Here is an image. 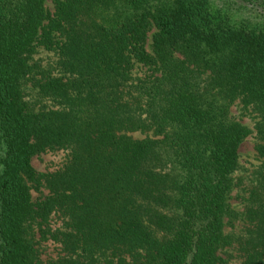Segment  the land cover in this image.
Segmentation results:
<instances>
[{"label": "trees", "instance_id": "obj_1", "mask_svg": "<svg viewBox=\"0 0 264 264\" xmlns=\"http://www.w3.org/2000/svg\"><path fill=\"white\" fill-rule=\"evenodd\" d=\"M233 252L264 264V0H0V264Z\"/></svg>", "mask_w": 264, "mask_h": 264}, {"label": "rangeland", "instance_id": "obj_2", "mask_svg": "<svg viewBox=\"0 0 264 264\" xmlns=\"http://www.w3.org/2000/svg\"><path fill=\"white\" fill-rule=\"evenodd\" d=\"M214 3H219V0H212ZM150 33V32H149ZM34 57L39 58L42 62L46 60H51L53 58V54H51V51L42 50L39 48L37 52L33 54ZM232 111L236 112V109L234 106H232ZM242 121H244L246 124L250 125V119L246 116L242 117ZM239 162L241 165L248 167L251 166V164L254 165L256 162L254 150L252 149V138L251 136H246L243 141L239 144ZM62 158V154L60 152H43L38 155H34L31 157V164L33 167L37 170H45L47 168H52L54 166H57V164L60 162ZM230 201L232 205L236 208L239 207L238 200L235 197H231ZM51 249L50 246L45 247L46 254H49V250ZM239 258L236 256V254L233 252L230 256L229 263L230 264H236L238 263Z\"/></svg>", "mask_w": 264, "mask_h": 264}]
</instances>
